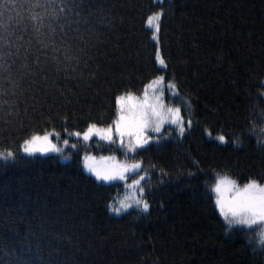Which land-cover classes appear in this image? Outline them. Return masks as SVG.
I'll return each mask as SVG.
<instances>
[{"label": "trees", "instance_id": "trees-1", "mask_svg": "<svg viewBox=\"0 0 264 264\" xmlns=\"http://www.w3.org/2000/svg\"><path fill=\"white\" fill-rule=\"evenodd\" d=\"M6 2L4 22L18 34L28 26V64L38 71L35 85L25 75L13 94L5 80L0 94V151L15 153L0 161V264H264V241L245 226L228 229L212 190L216 174L239 184L264 182V0H75L61 16L63 33L51 19L60 0H51L44 23L57 30L48 48L36 42L29 19L43 16L33 5L48 0H0ZM161 10L156 35L165 70L147 22ZM42 31L47 41V28ZM36 57L40 63L33 65ZM22 61L23 49L11 64L13 79L26 71ZM156 76L177 85L179 97L166 87L164 97L186 119L182 98L191 101L193 126L182 137L166 125L162 131L170 135L159 144L126 156L97 137L85 142L71 135L88 123L113 124L116 97L142 94ZM33 94L40 107L25 114ZM53 128L60 136L51 139L68 159L20 150L23 139ZM205 128L227 143L206 136ZM85 153L142 161L148 211H110L127 187L97 181L83 165Z\"/></svg>", "mask_w": 264, "mask_h": 264}, {"label": "snow or ice", "instance_id": "snow-or-ice-1", "mask_svg": "<svg viewBox=\"0 0 264 264\" xmlns=\"http://www.w3.org/2000/svg\"><path fill=\"white\" fill-rule=\"evenodd\" d=\"M49 4H51V0H48L47 4H34L33 7H39L44 10V15L38 17L35 14H31L29 17L33 22L31 28L32 34L36 37V42L40 44L41 48H48L50 45L54 46L56 44V27L53 26L52 22L47 25L44 23ZM15 6V3H12V7ZM7 7V2L0 3V94L6 91L3 87L5 80L8 81L13 94H15L16 89L20 87V83L25 75L31 78V84L28 86L37 83L35 76L38 69L34 70L28 64V51L31 47V39L25 41L24 38V33L29 31L28 26L24 25L19 34L14 29L10 30V26L4 22V13ZM73 7H76L75 0H60V4L53 7L51 19L53 22H58L61 33H63L65 27V23L61 22V16H67ZM57 8L59 15L57 14ZM76 15L78 17L79 12ZM161 15L162 10L153 12L147 17V22L152 26V38L157 42V62L161 66V70H165L167 66L165 61L160 57L158 36L156 35L159 31ZM8 19L12 20V17L9 16ZM67 23L71 24L72 21L68 20ZM17 24L20 25L21 21L17 20ZM45 27L48 30L49 36L47 41L43 38L45 33L42 29ZM62 46L65 45L62 44ZM21 49H23V61L20 67L26 71L13 79L10 71L11 64L15 63V58L21 55ZM53 51L58 52L60 48L53 47ZM53 59L59 65L60 61L57 57L53 56ZM39 63V57H36L32 61L33 65H38ZM57 71H60L59 67ZM4 73H8V75H4ZM41 79L46 80L47 78L42 76ZM164 80V76H156L148 84L144 85L142 99L134 97L131 93L127 96H117L116 103L119 106V114L113 121V124H109L107 127H99L95 123H88L84 131H74L71 135L82 137L85 142L89 141L93 136H99L101 140L107 141L109 144L118 145L119 149H123L126 156L137 154L138 151H146L147 147L150 146V142L154 141L159 144L162 139L170 135V133L162 131L166 124L169 126L174 125L173 130L178 136L182 137L186 130L190 131L193 126L191 101L182 98L186 105L187 119L185 115L181 114V108L179 106H166L163 98L165 87L173 97H179L180 93L177 85L172 80H169L166 85ZM54 83L55 81H53ZM261 83L264 85V81ZM47 87L48 85L45 83V88ZM25 90L21 89V97ZM45 96H47V92ZM29 99L33 103L29 105L27 100L24 101L25 114H27L29 107L32 108L33 113L37 112L38 107H40L37 102L39 98L35 94L30 96ZM19 111V106H17L15 114L19 115ZM64 119L66 121L67 117ZM2 131L3 129H0V132ZM64 131L67 132V129H64ZM204 132L206 136L220 143H227L224 135L212 137L211 132L207 128L204 129ZM149 133L152 134L150 135ZM53 136L57 139L60 136V133L56 132L54 128L51 131H44L43 135L33 133L30 137L23 139L20 150L26 154L53 151L61 153L62 158L68 159V157H63L62 149L53 143L51 139ZM231 142L238 144L240 142L239 137L237 136ZM68 143V139L63 140L64 145H68ZM72 147L75 148L76 145L73 144ZM14 159L15 153L10 148L0 151V161L8 162ZM82 159L84 167L100 182H111L114 180L127 181L129 179V173H136L138 175V179H134L130 184L126 185L134 194L121 199L119 206H114L110 203L108 205L110 211L121 214L125 210L133 207L140 212L148 211L150 205L147 199L144 198L145 187L142 181L149 179V177L147 171L143 169L142 161L136 160L129 163L127 161H118L115 156H101L97 158L89 153H85ZM194 164H196V167H199L197 162L194 161ZM212 190L215 192V205L224 217L228 229H232L237 225L245 226L246 229L259 227L261 228L260 239L264 241V184L259 183L256 179H249L241 187L229 176L216 174V180Z\"/></svg>", "mask_w": 264, "mask_h": 264}, {"label": "rangeland", "instance_id": "rangeland-1", "mask_svg": "<svg viewBox=\"0 0 264 264\" xmlns=\"http://www.w3.org/2000/svg\"><path fill=\"white\" fill-rule=\"evenodd\" d=\"M149 25V24H148ZM150 27H151V29H152V26L151 25H149ZM144 93V92H143ZM143 93L142 94H132L134 97H138V98H140V99H142L143 98ZM169 93V92H168ZM165 94H167L166 92H165V90H164V93H163V98H164V103H165V105L166 106H172V107H176L177 105H173L171 102L169 103L166 99H165V97H164V95ZM128 94H124L123 96H127ZM170 95L172 96V94L170 93ZM180 107V106H179ZM118 109H119V106H118ZM119 114V113H118ZM182 114V113H181ZM167 125V124H166ZM165 125V126H166ZM164 126V127H165ZM174 126V125H173ZM99 127H101V126H99ZM150 135L152 134V133H149ZM94 137H97L101 142H104V143H108L107 141H104V140H101L100 139V137L99 136H94ZM115 145V144H114ZM115 146H118V145H115ZM59 147V146H58ZM53 152V151H52ZM101 156H115L116 157V159L118 160V161H126V160H124V159H120V158H118L117 157V155H114V154H112V153H110V154H100V156L99 157H101ZM99 157H97V158H99ZM128 162V161H127ZM131 163V162H130ZM139 171V170H138ZM140 174H143V173H140ZM221 176H223V175H221ZM128 177H129V179L127 180V181H122L125 185H127V184H130L131 183V181L132 180H134V179H138V175L136 174V173H129L128 174ZM232 179V178H231ZM114 181H121V180H114ZM259 183H262V184H264V182H259ZM142 184H143V181H142ZM214 184H215V182H214ZM214 184H213V186H214ZM238 185H240L241 187L245 184H239V183H237ZM212 186V187H213ZM127 187V186H126ZM127 193L126 194H122V195H119L116 199H115V201H118V203H116V204H114V206H119V201L121 200V199H123V198H125L126 196H130V195H133L134 193L132 192V190H130L128 187H127ZM215 193V192H214ZM215 195V194H214ZM133 208H135V207H133ZM126 211V210H125ZM223 217V216H222ZM224 218V217H223ZM237 226H242V225H237ZM253 229V236L254 237H256V239H257V241L258 242H262L261 241V239H260V232H261V228H259V227H254V228H252Z\"/></svg>", "mask_w": 264, "mask_h": 264}]
</instances>
